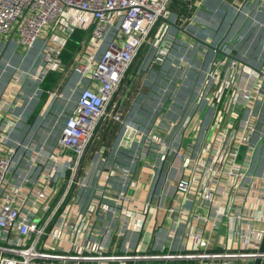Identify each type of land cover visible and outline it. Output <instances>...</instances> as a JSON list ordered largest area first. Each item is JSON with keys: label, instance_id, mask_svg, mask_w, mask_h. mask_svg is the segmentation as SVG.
Returning a JSON list of instances; mask_svg holds the SVG:
<instances>
[{"label": "built area", "instance_id": "2783aa9c", "mask_svg": "<svg viewBox=\"0 0 264 264\" xmlns=\"http://www.w3.org/2000/svg\"><path fill=\"white\" fill-rule=\"evenodd\" d=\"M175 1L0 0L3 55L12 41L24 55L43 41L30 69L0 58V77L10 73L0 98V264H264V71L246 67L228 45H211L197 93L180 119H169L194 67L193 45L174 62ZM76 29L87 35L65 66L61 53ZM144 49L149 80L160 66L168 81L164 102L140 126L117 97ZM51 71L61 78L48 101L65 98L72 75L78 97L40 156L15 133ZM110 123L120 126L116 150L128 163L114 162L103 145L91 155ZM166 163L180 165L171 194L159 174Z\"/></svg>", "mask_w": 264, "mask_h": 264}, {"label": "crops", "instance_id": "0c3cea01", "mask_svg": "<svg viewBox=\"0 0 264 264\" xmlns=\"http://www.w3.org/2000/svg\"><path fill=\"white\" fill-rule=\"evenodd\" d=\"M176 2L180 3L183 9H186L187 6H193V8H190V12H188V9H186L187 11L183 10L182 13L178 14L176 21L172 22L171 29L177 38L176 42L173 43V55L176 56L174 62L177 63L178 57L183 53L189 54L190 46L193 45L194 50L191 57L194 67L187 69L177 88L175 103L170 105L167 112V117L171 120L180 119L199 89L205 70L214 58V49L208 45H233L234 48L232 49H235V52L232 54L237 55L236 57L244 62L246 67L255 71H264V4L261 5L256 0L253 3L249 0H187L186 2L185 0H176L175 4ZM181 8L179 7V9ZM41 47V43H38L28 54L24 55L19 44L12 41L4 55L2 53L4 50H0V58L3 55L1 63L10 62L25 69H30L36 63ZM198 49L200 50L197 53ZM146 56L147 50L144 49L139 56L143 58V60H140L141 64L137 66V69L135 68L138 57L129 71L122 93L117 97L125 114L133 123L140 126L148 125L151 122L155 108L164 102L160 86L167 79L164 74L167 70L162 71L160 66H157L154 79L149 80L148 74L143 70ZM168 63L172 66V63ZM1 68L2 65L0 76ZM140 71L143 75L141 78L139 77ZM9 75L10 73L7 72L0 77V98L8 83ZM132 78L137 83V85L135 84L136 87H134ZM76 79V75H72L63 82L62 89L66 93L65 98H57L50 102L48 101L47 92L45 98L42 94L40 100H35L28 109V119L21 130L15 133L18 139H24L25 142H32L36 145L35 149L40 152V156L45 152L39 151V147L44 144L45 148H48L56 143L65 118L75 105L78 94L73 93L72 89ZM33 86L34 83L28 81L26 89L30 90ZM119 131L120 126L114 123H110L109 126L105 127L102 131V140L94 148L95 151L92 152V157L103 145L106 147L105 154L110 155L114 162H130L131 159L126 151L116 150L118 149L120 137ZM182 138L183 136L181 138L177 136V142H182ZM186 142L187 136L185 135L183 145ZM34 153L33 151L28 152V158ZM258 165L259 172L264 173V144L259 151ZM169 166L168 163L162 165L159 174L160 180L166 174L168 175L165 188L168 194H171L179 176L180 165L175 163L171 168ZM138 169L139 166L136 170ZM161 183L160 181L157 190L162 187ZM169 198L168 196L167 201ZM163 218L164 213L161 212L159 220L162 221Z\"/></svg>", "mask_w": 264, "mask_h": 264}, {"label": "trees", "instance_id": "16d2710c", "mask_svg": "<svg viewBox=\"0 0 264 264\" xmlns=\"http://www.w3.org/2000/svg\"><path fill=\"white\" fill-rule=\"evenodd\" d=\"M87 32L85 30L76 29L71 37L66 42V46L61 53V59L65 66H69L73 58L77 52V50L81 47V44L86 37ZM61 78V74L56 71H51L46 76L45 80L41 84L44 92L43 97L47 96V92L53 89Z\"/></svg>", "mask_w": 264, "mask_h": 264}, {"label": "rangeland", "instance_id": "374dc122", "mask_svg": "<svg viewBox=\"0 0 264 264\" xmlns=\"http://www.w3.org/2000/svg\"><path fill=\"white\" fill-rule=\"evenodd\" d=\"M187 0H185V2H186ZM184 6V5H183ZM179 7L181 8V4L179 3L178 4V2H176V4H175V2H173V4H172V11H174V15L172 16V18H171V21L173 22V21H176V19L178 18V14H180V13H182L183 12V10L184 11H187L186 9H188V12H190V8H193V6H191V7H186V9L184 8H181V9H179ZM173 32V31H172ZM38 43H41V45L43 44V41L42 40H39L38 42H37V44ZM20 47V50L22 51V52H24L23 51V49L21 48V46H19ZM232 48H234V46L232 45V46H227V51H229L230 53H234L235 51V49H232ZM237 56V55H236ZM140 60H143V58L142 57H139V59H138V61H136V63H135V65H136V69H137V66L138 65H140L141 64V61ZM167 67V66H166ZM170 72V71H169ZM137 76H138V74H137ZM139 77L141 78V77H143V75H142V73H141V71H140V74H139ZM167 79H166V82H162L163 84H161V86H164V85H166L167 84ZM132 82H133V84H134V87H136V85H137V83L134 81V79L132 78ZM136 84V85H135ZM132 88H133V86H132ZM129 95H130V93H129ZM126 97H127V94H126ZM125 97V98H126ZM126 100V99H125Z\"/></svg>", "mask_w": 264, "mask_h": 264}, {"label": "water", "instance_id": "95a60500", "mask_svg": "<svg viewBox=\"0 0 264 264\" xmlns=\"http://www.w3.org/2000/svg\"><path fill=\"white\" fill-rule=\"evenodd\" d=\"M210 47H212L211 45H208ZM260 252H264V238H263V242H262V245H261V249H260ZM254 264H261V258H257L254 262Z\"/></svg>", "mask_w": 264, "mask_h": 264}]
</instances>
